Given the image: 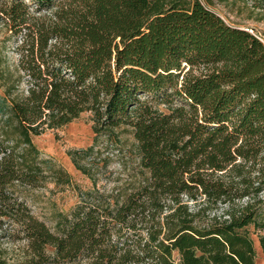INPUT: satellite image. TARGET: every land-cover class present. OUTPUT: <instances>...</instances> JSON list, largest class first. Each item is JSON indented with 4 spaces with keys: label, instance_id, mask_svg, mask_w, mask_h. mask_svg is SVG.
Returning a JSON list of instances; mask_svg holds the SVG:
<instances>
[{
    "label": "trees",
    "instance_id": "obj_1",
    "mask_svg": "<svg viewBox=\"0 0 264 264\" xmlns=\"http://www.w3.org/2000/svg\"><path fill=\"white\" fill-rule=\"evenodd\" d=\"M0 23L19 55L18 76L1 70L0 238L22 245L20 258L0 264H256L249 227L264 231L257 33L201 0H0ZM86 111L97 136L132 127L138 162L118 196L87 191L52 228L23 189L71 177L33 137ZM92 149L71 152L85 174L76 155Z\"/></svg>",
    "mask_w": 264,
    "mask_h": 264
},
{
    "label": "rangeland",
    "instance_id": "obj_2",
    "mask_svg": "<svg viewBox=\"0 0 264 264\" xmlns=\"http://www.w3.org/2000/svg\"><path fill=\"white\" fill-rule=\"evenodd\" d=\"M207 7L221 15L229 24L245 27L264 40V0H201ZM16 36L6 25L0 23V92L4 91L1 70H10L18 76ZM24 85L22 86V88ZM93 115L83 112L67 125L48 129L34 136L33 141L44 158L51 159L71 177L70 183H60L50 178L37 188H24L29 205L34 213L52 228L59 213H68L81 200V194L118 196L130 183L133 168L138 162L137 141L130 126H120L111 135L97 136ZM93 147L91 153L76 155L89 174L80 170L71 152ZM264 198V193L262 195ZM251 237L256 249V264H264V248L261 238L264 231L250 226ZM22 255V245L7 237L0 238V256L12 262ZM179 260V254L175 253Z\"/></svg>",
    "mask_w": 264,
    "mask_h": 264
}]
</instances>
